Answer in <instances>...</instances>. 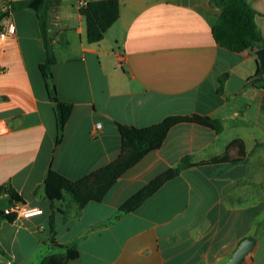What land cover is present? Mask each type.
<instances>
[{
  "label": "crops",
  "instance_id": "crops-1",
  "mask_svg": "<svg viewBox=\"0 0 264 264\" xmlns=\"http://www.w3.org/2000/svg\"><path fill=\"white\" fill-rule=\"evenodd\" d=\"M79 1L50 6L54 83L60 100L73 105L57 148L40 69L50 56L37 12L16 9V35L0 46V186L11 185L23 203L43 210L0 219V264H41L67 248L79 251L67 264H226L251 235L256 246L241 264H264V80L254 82L255 52L216 43L220 11L210 0H119V19L101 42L89 43ZM247 2L264 39V0ZM194 114L220 121L222 132L177 124L101 202L80 209L69 198H46L50 168L77 181L117 160L119 125L144 128ZM234 139L245 143L244 162H210ZM184 159L192 166L137 209L121 211ZM13 202L9 193L0 197L1 209ZM52 217L64 248L49 245Z\"/></svg>",
  "mask_w": 264,
  "mask_h": 264
},
{
  "label": "trees",
  "instance_id": "trees-1",
  "mask_svg": "<svg viewBox=\"0 0 264 264\" xmlns=\"http://www.w3.org/2000/svg\"><path fill=\"white\" fill-rule=\"evenodd\" d=\"M60 0H21L10 1L11 12L19 8H32L37 12L41 33L46 48L52 42L50 37V6ZM84 6L79 7L80 14L86 20L87 41L99 43L104 39L106 32L120 17L119 0H86ZM210 5L219 9L220 13L212 26V34L216 43L230 51L241 53L245 51L255 52L264 48V39L255 23V12L247 0H210ZM7 14L0 12V22ZM55 62L54 57H48L46 62L40 65V69L48 87L50 99L53 102L57 137L56 148L64 138L66 124L73 112V105L60 100L54 77L51 70ZM264 80V74L260 67L254 76V82ZM181 123H194L216 130L221 133L223 126L220 121L201 115H188L174 118L170 121L138 128L129 125H119L122 136V151L117 160L109 165L93 171L86 177L73 181L52 168L49 169L44 182L43 192L46 198L52 202L65 201L69 198L82 209L89 202H101L117 180L131 167L137 164L148 153L161 147L168 131ZM246 146L242 139L232 140L226 151L212 159L210 162L236 164L246 159ZM192 166L188 159L173 169L153 179L138 193L132 196L121 207V211L128 212L137 209L147 198L154 194L166 181L174 178L183 168ZM9 193L12 200L22 202V198L9 184L0 186V197ZM0 219L13 221L14 215L5 214L0 207ZM49 245L64 248L55 238V222L51 220V237ZM79 257V251L75 248H67L61 255H48L41 264H67Z\"/></svg>",
  "mask_w": 264,
  "mask_h": 264
},
{
  "label": "built area",
  "instance_id": "built-area-1",
  "mask_svg": "<svg viewBox=\"0 0 264 264\" xmlns=\"http://www.w3.org/2000/svg\"><path fill=\"white\" fill-rule=\"evenodd\" d=\"M86 3V0H80L78 6H84ZM0 12L7 14L0 22V46H2L7 39L15 37L16 35V25L12 19L10 0H0ZM101 128V123H98L96 130L99 131ZM4 212L5 214L14 215L15 218H29L42 214L43 210L37 207H30L23 202L14 201L8 207L4 208Z\"/></svg>",
  "mask_w": 264,
  "mask_h": 264
},
{
  "label": "water",
  "instance_id": "water-1",
  "mask_svg": "<svg viewBox=\"0 0 264 264\" xmlns=\"http://www.w3.org/2000/svg\"><path fill=\"white\" fill-rule=\"evenodd\" d=\"M48 54L50 57H54V44L49 43ZM255 55L258 59V65L264 74V48L255 51ZM257 239L254 236H248L241 242L238 249L234 252L233 256L226 264H241L244 258L254 249Z\"/></svg>",
  "mask_w": 264,
  "mask_h": 264
}]
</instances>
